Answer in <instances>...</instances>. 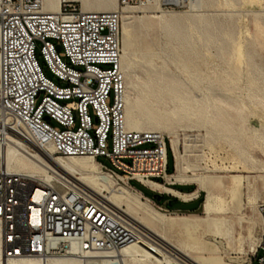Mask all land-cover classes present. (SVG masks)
<instances>
[{
	"label": "built area",
	"instance_id": "2783aa9c",
	"mask_svg": "<svg viewBox=\"0 0 264 264\" xmlns=\"http://www.w3.org/2000/svg\"><path fill=\"white\" fill-rule=\"evenodd\" d=\"M117 2L119 9H126L152 0ZM186 3L160 0L157 7L180 9ZM42 7V0H0L2 256L42 260L114 253L136 241H145L152 254H162L166 251L161 243L51 163L55 157L89 156L102 172L123 178L131 190L137 191L131 181L172 186L167 182L165 137L129 130L125 124L121 15L83 12L70 2L56 14L44 13ZM37 44L50 77L39 64ZM8 144L26 147L43 164L45 176L9 169ZM258 213L262 227L252 263L264 264V202Z\"/></svg>",
	"mask_w": 264,
	"mask_h": 264
},
{
	"label": "rangeland",
	"instance_id": "374dc122",
	"mask_svg": "<svg viewBox=\"0 0 264 264\" xmlns=\"http://www.w3.org/2000/svg\"><path fill=\"white\" fill-rule=\"evenodd\" d=\"M202 1L204 5L199 12L205 21L187 22L179 28L177 35H169L156 24L152 16L158 12L153 5L131 8L130 17L125 22L121 17V35L125 43L121 46L124 49L121 67L125 79V103L128 102L133 111L137 101L156 103V99L165 96V92L155 86L159 82L174 83L190 104L195 100L210 106L201 121L195 117L181 118L164 129L146 131L164 136L169 148V135L173 134L177 139L181 165L189 167L182 175L196 177L203 187L219 182L226 211L208 217L206 222L201 198H197V202L184 203L177 197L168 198L166 195L157 204L153 196L159 192H152L136 181H131L130 185L153 198L147 202L142 199V202L164 219L169 229L157 231L169 243L190 250V238L199 237L202 231L206 236L200 241L213 246V232L217 229L211 223L217 222L220 232L215 240L222 244L223 249L218 254L223 261L254 264L252 257L262 227L258 205L264 202L261 186L264 181V0ZM70 3L83 10L81 3ZM187 9L185 5L180 9L158 10L186 13ZM36 47L39 64L50 77L38 56L39 45ZM111 102L110 97L107 104L111 105ZM156 105L162 112L173 107L169 100ZM50 124L58 128L56 123L50 121ZM172 158L169 154L168 171L173 169V172L168 175L175 172L173 154ZM99 162L110 166L104 158H99ZM229 167L238 168L229 172ZM237 175L243 176L244 186L239 203L233 208V202H229V190L232 178ZM113 179L118 183L116 177ZM172 187L185 190L187 194L195 192L197 197L205 195L194 182ZM169 202L173 208L180 209H166ZM132 215L142 218L141 214ZM184 220L195 228L172 227Z\"/></svg>",
	"mask_w": 264,
	"mask_h": 264
},
{
	"label": "bare ground",
	"instance_id": "6f19581e",
	"mask_svg": "<svg viewBox=\"0 0 264 264\" xmlns=\"http://www.w3.org/2000/svg\"><path fill=\"white\" fill-rule=\"evenodd\" d=\"M186 13H171L158 10V2L160 0H152L149 5L156 6L158 14L153 15L156 24L169 35H177L179 28L185 23L191 22L195 24L196 20L205 21L200 9L203 7L202 0H186ZM44 13L56 14L61 10L62 4L65 2H79L83 6V12H110L118 11L121 13L123 22L130 17L131 8L119 9L117 0H42ZM200 11V12H199ZM199 12V14H197ZM125 44L121 38V46ZM124 55V49L121 47L120 58ZM156 88L160 92H165V96L156 99V103L165 104L166 100L172 102L173 107L167 112H162L157 108L156 103L137 101L134 105V111L129 108L128 102L125 103V124L127 129L133 131L144 130H161L171 123L181 118L195 117L197 121H201L210 106L207 103H201L184 98L182 92L178 91L174 83H155ZM153 94V92H152ZM170 150L175 160V172L173 175L167 176L168 184H187L194 182L200 189L204 190V199L202 202V211L204 221H208V217L221 214L226 211L224 201L220 196L221 188L219 182L212 183L211 187H203L199 179L194 176H183L182 172L189 169L183 167L177 153V139L173 134L169 135ZM26 147L14 146L8 144L6 147V163L9 169L20 173H26L31 176H45L44 167L34 154L25 149ZM52 166L60 173L71 179L74 183L87 189L93 195L103 199L108 205L123 213L127 218L132 220L141 229L146 237L153 238L163 245L164 253L159 255L152 254L145 241H136L124 246L114 253H98L85 256H76L70 254L62 257H47L46 259H38L35 257L24 259H5L2 256L0 248V264H229L223 261L218 254L223 249L221 242H216L219 236V227L217 222L211 223L217 230L213 232V246H207L205 242L200 240L206 236L205 232H199V237L190 238L192 248L184 250L167 241L162 233L167 230L164 219L157 215L152 208L146 203L148 199L143 198L139 193L131 190L124 184L123 178H116L102 172L98 164L89 156L81 157H55L51 161ZM227 171L233 172L232 169L238 167H229ZM45 179H47L45 177ZM48 180V179H47ZM155 191L164 192L181 199L184 202L192 200L195 194L183 195L153 181L145 182ZM232 185L229 190L230 200L233 202V208L239 203L241 189L244 186L243 176L237 175L232 178ZM264 189V181L261 183ZM145 199V203L142 202ZM123 206L125 209H123ZM132 213L141 214L142 218H136ZM144 221L149 222V225ZM213 221V220H212ZM173 228H192V224L188 220L175 223ZM195 228V227H193ZM169 229V228H168ZM200 230V229H197ZM1 243V239H0ZM201 245L203 246L201 248ZM254 251V249H252ZM255 252V251H254Z\"/></svg>",
	"mask_w": 264,
	"mask_h": 264
},
{
	"label": "crops",
	"instance_id": "0c3cea01",
	"mask_svg": "<svg viewBox=\"0 0 264 264\" xmlns=\"http://www.w3.org/2000/svg\"><path fill=\"white\" fill-rule=\"evenodd\" d=\"M156 183V182H155ZM140 184V183H139ZM141 186H143V187H145L146 189H148V190H150V191H152V192H159V193H161V195H164V196H166V195H168V194H166V193H164V192H160V191H155V190H153L151 187H149L148 186V184L147 183H145V184H140ZM173 185H175V184H172V186ZM172 186H170V187H168V188H170L171 190H173V191H175V192H178L179 194H183V195H190V194H195V192L194 193H192V192H189L190 190H187L188 192H189V194H187L186 192H185V190H183V191H179V190H177V189H175L174 187H172ZM177 186H180V185H177ZM182 187H187V186H182ZM188 188H190V186H188ZM138 191V190H137ZM136 191V192H137ZM137 193H139L141 196L143 195L140 191H138ZM197 195L198 194H196L195 195V197L192 199V200H190V201H188V202H184V203H193V202H197ZM144 196V195H143ZM142 196V197H143ZM168 197H174V196H172V195H168ZM144 198H146V197H144ZM146 199H148V198H146ZM149 200V199H148ZM182 201V200H181ZM201 206H202V204H201ZM199 207V205L196 207V209Z\"/></svg>",
	"mask_w": 264,
	"mask_h": 264
},
{
	"label": "trees",
	"instance_id": "16d2710c",
	"mask_svg": "<svg viewBox=\"0 0 264 264\" xmlns=\"http://www.w3.org/2000/svg\"><path fill=\"white\" fill-rule=\"evenodd\" d=\"M169 154L171 155V158H172V153H171V150H170V148H169V146L167 145V174H172V172H173V169H172V171H168V156H169ZM172 160H173V158H172ZM178 190V189H177ZM190 190H193V187H190ZM179 191H182V190H179ZM203 194H199V197L198 198H201L200 200L201 201H203ZM144 197H146V198H148V199H152L153 200V198H151V197H149V196H145L144 195ZM162 197H164V195H161V200H162ZM168 197V196H167ZM168 198H171V197H168ZM160 200V201H161ZM173 200H175L176 202H178L176 199H173ZM178 203H180V202H178ZM157 204H158V202H157ZM166 207V206H165ZM166 209H180V208H173L172 207V202H169V207H166Z\"/></svg>",
	"mask_w": 264,
	"mask_h": 264
},
{
	"label": "water",
	"instance_id": "95a60500",
	"mask_svg": "<svg viewBox=\"0 0 264 264\" xmlns=\"http://www.w3.org/2000/svg\"><path fill=\"white\" fill-rule=\"evenodd\" d=\"M45 120H47V118H45ZM153 198L155 199L156 202H159L161 200V194L156 193Z\"/></svg>",
	"mask_w": 264,
	"mask_h": 264
}]
</instances>
